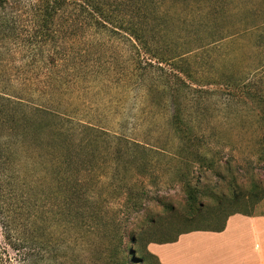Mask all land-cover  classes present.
I'll return each mask as SVG.
<instances>
[{
	"label": "rangeland",
	"instance_id": "obj_1",
	"mask_svg": "<svg viewBox=\"0 0 264 264\" xmlns=\"http://www.w3.org/2000/svg\"><path fill=\"white\" fill-rule=\"evenodd\" d=\"M45 4L0 0V94L22 101L28 111L40 108L58 115L33 112L35 128L28 138L40 144L34 153L28 150V163L24 157L16 162L24 182L33 183L40 175V165L34 164L38 155L52 156L46 147L52 126L74 135L72 127L87 124L108 133L97 137L89 151L76 150L77 163L87 167L81 169L79 183L92 184L98 218L130 227L143 217L164 215V202L184 208L194 194L207 210L193 219L174 217L175 233L216 228L229 212L264 207V198L253 206L243 198L224 200L214 214L219 206L215 196L229 197L234 191L245 195L253 182L264 186V0L162 1L159 9H170L169 21L157 17L153 27L158 30L154 46L164 61L147 54L127 34L67 22L62 9L47 19ZM218 11L222 16L217 20ZM221 27L237 34L197 49L206 43L199 36L219 29L218 37ZM194 47L184 57L193 73L189 76L175 63L183 59L177 55ZM178 77L184 82L176 84ZM187 89L193 93L185 97ZM177 92L182 94L178 103L173 97ZM178 104L193 127V138L172 123ZM187 180L192 185H183ZM14 188L45 204L57 185ZM139 195L145 208L134 211L131 206ZM167 223L162 216L156 235L166 231ZM69 231L61 235L59 264L120 263L102 229L87 238ZM1 233L0 227L4 245ZM8 251L13 257V250Z\"/></svg>",
	"mask_w": 264,
	"mask_h": 264
},
{
	"label": "trees",
	"instance_id": "obj_2",
	"mask_svg": "<svg viewBox=\"0 0 264 264\" xmlns=\"http://www.w3.org/2000/svg\"><path fill=\"white\" fill-rule=\"evenodd\" d=\"M162 1L165 2V0H45V16L47 19H52L56 12L62 9L64 11L62 13L67 17V22L90 28L108 29L117 35L124 36L123 34H127L147 54L164 61L166 59L159 57L161 53L154 46V42L158 38V30H154L153 27L157 17L158 19L160 16L165 17L163 21H169L170 9H159ZM216 13L214 15L217 16L218 20L222 14L219 11ZM141 16L146 22V27ZM261 24L264 26V22ZM210 32V35L207 34L206 37L204 35L198 37L199 41L206 39V43H200L197 49L212 45L222 39L234 38L237 34L230 32L225 27H221L218 37L215 36L219 33V29L216 33L213 29ZM208 37L211 39L209 40ZM194 50H196L195 47L189 48L177 55L183 59L175 63L180 70L189 76L193 73L187 65L189 58L184 57ZM178 78L179 81H176V84L184 82L183 79ZM191 93L193 92L188 89L185 90V97ZM180 96L182 94L177 92L174 93L173 97L177 101ZM12 100L0 94V227L4 241V245L0 242V264H59L56 252L62 234L64 235L71 230L75 232V234L71 232L74 237L81 235V237L87 238L95 230L101 229L107 234L112 245L115 246L114 254L120 260L119 264H161L159 259L147 249L150 242H172L177 240L181 233L192 230L219 231L224 229L227 218L231 214L236 212L253 213L233 211L226 214L219 227L192 228L171 233L176 224L173 221L174 217L179 216L183 220L193 219L199 215L202 216L207 210L205 203L199 202L194 194H190L192 200L184 208L179 207L174 202H164L162 203V209L165 210L164 215L143 217L130 227L108 217L101 216L98 218L99 211L96 209L93 200L96 193L92 190V184L79 183L81 169L85 170L87 167L82 168L77 163L76 155L78 152L76 150L86 148L89 151L90 145L96 141L97 137L108 135V133L104 132L105 134H103L102 131L91 125L76 124L77 126L71 128L74 133L72 135L65 131L63 126L58 128L52 126L53 132L46 147L53 154L46 158L36 155L38 161L34 164L40 165V175L34 179L33 183L24 182V179L17 174L19 173L17 168L20 164H16V162L20 157H24L22 161L28 163L31 158L27 154L28 150L30 149L34 153L36 146L40 144L39 141L32 144L30 143L31 139L28 138L31 129L35 128L33 112L42 111L51 115L52 118H58V115L40 108H30L28 111L22 101ZM183 117V109L178 104L172 116V123L184 136L192 137L193 127L189 125V122L186 123ZM42 123L36 125V128H42L45 125L44 122ZM19 149L23 155H16ZM87 177L89 178L88 173ZM18 180L22 181L15 184ZM137 182L144 185L140 179ZM183 182V185H192L189 180ZM231 182L236 183V180ZM23 184L57 185V190L52 191L50 203L44 204L40 202V198L33 197L31 193L19 192L18 189L14 188V185ZM60 185H64V190ZM80 185L84 186L81 187ZM251 185L245 195L234 191L229 197L225 193L221 196H215L218 197L219 206L214 210V214H219L223 208L221 204L224 200L236 202L243 198L251 206L257 204L264 198V186L256 182ZM131 207L134 211L145 208L142 198L135 200ZM162 216H166L168 219L166 231L161 235H156L155 228ZM133 245L136 248L138 246V249H133ZM9 248L13 250V257L8 251Z\"/></svg>",
	"mask_w": 264,
	"mask_h": 264
},
{
	"label": "crops",
	"instance_id": "obj_3",
	"mask_svg": "<svg viewBox=\"0 0 264 264\" xmlns=\"http://www.w3.org/2000/svg\"><path fill=\"white\" fill-rule=\"evenodd\" d=\"M147 249L161 264H264V207L231 214L222 230L184 232Z\"/></svg>",
	"mask_w": 264,
	"mask_h": 264
}]
</instances>
